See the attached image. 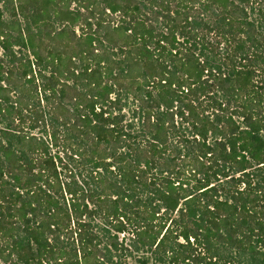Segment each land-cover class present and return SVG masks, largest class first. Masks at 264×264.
Masks as SVG:
<instances>
[{
    "label": "trees",
    "instance_id": "16d2710c",
    "mask_svg": "<svg viewBox=\"0 0 264 264\" xmlns=\"http://www.w3.org/2000/svg\"><path fill=\"white\" fill-rule=\"evenodd\" d=\"M47 1L0 0V264H264V0Z\"/></svg>",
    "mask_w": 264,
    "mask_h": 264
},
{
    "label": "rangeland",
    "instance_id": "374dc122",
    "mask_svg": "<svg viewBox=\"0 0 264 264\" xmlns=\"http://www.w3.org/2000/svg\"><path fill=\"white\" fill-rule=\"evenodd\" d=\"M24 1H25V4L27 5L28 8H30V7L33 6L34 8L42 9L43 10L44 8H48L51 5L50 2L47 1V0H24ZM72 7L74 8V5ZM1 11L4 14L5 20L6 21H10L11 18H12V10L10 9V7L3 5ZM40 12H41V10L39 11V13ZM75 31L77 33L78 32V29L76 28ZM78 34H79V32H78ZM63 43H64V48L65 47L66 48H69L67 50L68 52L67 53H64L63 57L71 56L73 54L72 53V50H75L77 48V45H76L77 42H75L74 40H72V41L64 40ZM15 50L17 51L18 49H15ZM1 53H2V51H1ZM23 53L26 54V52H23ZM27 55L30 56L29 54H27ZM30 58L32 59V57H30ZM77 64H76V66H79ZM79 67L81 68V66H79ZM75 68H74V66H72V69L71 70L74 71L73 73H75L76 75L78 73H81L82 70L75 71ZM69 78H70L69 75H68V77H66V76L61 77V83H60V85L68 84V86H71L73 84V82ZM68 103H69V100H68V98H66L65 101H64V104L67 105ZM67 108L71 112L74 111V107L71 106V105H69ZM125 114L127 115V118L129 120V118H131V113L129 111H125ZM56 151H57V149H54L53 152H52V154H55ZM80 170L81 171L83 170V166H82V163L81 162L80 163H77V168H75L74 165H71L69 167V171L73 172L74 175L77 174L78 172H80ZM80 183H81V180H80ZM143 260H147V264H161V263L157 262V260L155 259V256H154L153 252H151L150 250L140 251V252H137V253H132L131 252V255L128 258V264H141V261H143ZM163 264H167V263H163Z\"/></svg>",
    "mask_w": 264,
    "mask_h": 264
}]
</instances>
